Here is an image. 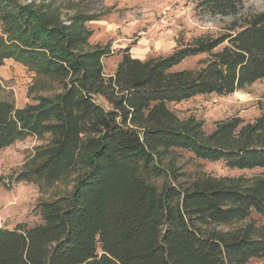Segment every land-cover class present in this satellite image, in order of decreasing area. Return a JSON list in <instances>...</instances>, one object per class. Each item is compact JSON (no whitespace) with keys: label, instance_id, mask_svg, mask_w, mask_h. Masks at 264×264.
<instances>
[{"label":"trees","instance_id":"1","mask_svg":"<svg viewBox=\"0 0 264 264\" xmlns=\"http://www.w3.org/2000/svg\"><path fill=\"white\" fill-rule=\"evenodd\" d=\"M244 1L197 0L203 12L232 17L222 33L146 59L123 48L106 77L111 50L88 48L89 18L0 0V66L12 58L62 87L23 107L0 99V149L49 133L31 176H73L68 194L41 203V223L0 227V264H247L264 255V175L188 181L167 160L181 149L228 168H264V114L217 121L206 133L169 108L264 78V11H244ZM197 54L206 55L197 72L173 70Z\"/></svg>","mask_w":264,"mask_h":264},{"label":"rangeland","instance_id":"2","mask_svg":"<svg viewBox=\"0 0 264 264\" xmlns=\"http://www.w3.org/2000/svg\"><path fill=\"white\" fill-rule=\"evenodd\" d=\"M19 1L40 4L63 19L75 15L89 18L85 21V26L91 30L88 48L107 46L111 50V54L102 60L106 77L113 74L123 48L129 47V54L140 59L165 56L176 45H190L197 38L217 36L232 20L231 16L203 12L196 7L197 0ZM166 7H169L170 16L174 19L173 28L171 32L160 34L156 22ZM244 11H264V0H245ZM205 59V54L187 57L173 70L197 72ZM61 91L57 79L36 73L12 58L6 59L0 66V99L9 100L16 107L32 103L34 97H52ZM169 108L181 120L201 122L206 133L214 128L215 122L232 117L241 118L243 123L252 122L264 114V78L225 96L198 95L179 103H170ZM50 140L49 133L41 137L29 135L0 149V227L41 223V203L71 191L73 176L54 182L31 176L35 151L47 145ZM167 160H171L183 174V179L188 181L196 177L212 176L249 184L264 175V168H228L223 160H204L181 149L173 150ZM22 175L28 179H23ZM251 217L258 223L262 222L257 214ZM247 222L249 220L233 222L218 228L229 230ZM263 261L264 255L250 259L247 264H261Z\"/></svg>","mask_w":264,"mask_h":264},{"label":"built area","instance_id":"3","mask_svg":"<svg viewBox=\"0 0 264 264\" xmlns=\"http://www.w3.org/2000/svg\"><path fill=\"white\" fill-rule=\"evenodd\" d=\"M173 23L174 19L170 16L169 7H166L165 10L158 15V20L156 22L159 33L166 34L171 32Z\"/></svg>","mask_w":264,"mask_h":264},{"label":"crops","instance_id":"4","mask_svg":"<svg viewBox=\"0 0 264 264\" xmlns=\"http://www.w3.org/2000/svg\"><path fill=\"white\" fill-rule=\"evenodd\" d=\"M160 43H162V40L160 41ZM134 57V56H133ZM135 58H139V57H135ZM140 59V58H139Z\"/></svg>","mask_w":264,"mask_h":264}]
</instances>
